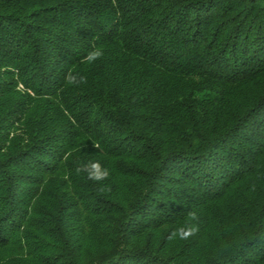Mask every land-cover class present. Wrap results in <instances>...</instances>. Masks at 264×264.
I'll list each match as a JSON object with an SVG mask.
<instances>
[{"label": "trees", "instance_id": "16d2710c", "mask_svg": "<svg viewBox=\"0 0 264 264\" xmlns=\"http://www.w3.org/2000/svg\"><path fill=\"white\" fill-rule=\"evenodd\" d=\"M0 264H264V0H0Z\"/></svg>", "mask_w": 264, "mask_h": 264}, {"label": "clouds", "instance_id": "9594fccd", "mask_svg": "<svg viewBox=\"0 0 264 264\" xmlns=\"http://www.w3.org/2000/svg\"><path fill=\"white\" fill-rule=\"evenodd\" d=\"M103 52L100 49L93 48L85 58L89 62H94L95 60H98L102 58ZM66 83H69L71 85H78V84H85L87 83V77L85 75H81L78 73H74L73 70L70 69L69 74L65 76ZM95 147L98 148V145L95 144ZM77 172H86L88 179L94 180V181H103L105 179H108L110 176V171L107 168H104L99 162H92L90 164H83L81 163L77 167ZM106 189L102 186L99 191L102 193ZM189 220H196L198 219L196 213L194 211H190L188 213ZM199 231L198 227L196 225H191L190 227L184 228L181 227L177 229V233L179 235V238L186 239L195 233Z\"/></svg>", "mask_w": 264, "mask_h": 264}]
</instances>
